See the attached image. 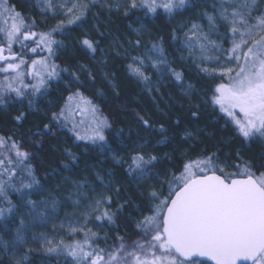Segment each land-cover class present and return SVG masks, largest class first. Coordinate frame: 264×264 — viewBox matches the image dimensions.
Wrapping results in <instances>:
<instances>
[{
	"label": "snow or ice",
	"instance_id": "obj_1",
	"mask_svg": "<svg viewBox=\"0 0 264 264\" xmlns=\"http://www.w3.org/2000/svg\"><path fill=\"white\" fill-rule=\"evenodd\" d=\"M42 12L61 15L55 27L48 32L32 31L35 24L26 23L25 18L8 4L0 0V108L7 109L15 103L35 109V97L47 94L50 81L63 79L61 68L52 57L56 49L63 47L54 38V33L62 32L72 25L85 21L93 7L112 11H122L124 16L140 12L138 27L131 33L137 39L129 40L132 51L144 47L145 32L150 31L148 22L161 15L174 18L193 9L200 8L195 18H189L170 33L171 42L178 44L181 55L179 63L191 62L192 67L215 80L211 94L203 101L211 105L219 119L224 121V130L232 127L233 136L243 140L248 146L260 142L264 144V3L262 0H204L203 4L192 0H42ZM9 20L11 23L9 24ZM98 35H105L99 32ZM182 34V35H181ZM215 37V38H214ZM33 41L35 47L28 43ZM80 46L95 58L100 41L84 33ZM150 47L141 55H125L129 62L125 69L130 78L142 85V91H160L165 76L181 88L185 97L194 85L184 87L183 71L172 66L164 45V38L149 42ZM20 51H14V45ZM55 45V48L53 47ZM228 45V47H225ZM42 47L47 57L31 60L27 71L23 66L24 50L35 53ZM117 55H120L117 52ZM100 63H106L101 58ZM80 72H72L69 91L64 103L50 115L45 113L47 123L37 127L28 138L29 144L41 147L48 137L64 130L76 142H86L111 153L115 167H123L127 183L113 182L115 173L100 172L73 180L72 192L64 198L68 203L63 207L72 208L63 218L58 215L60 198L33 200V195L44 194L47 181L37 175L31 163L35 153L24 148L12 136L0 135V233L11 232L8 239L0 234V253L7 255L5 264H33L32 254L39 245L46 257H54L56 264H264V156L257 163L245 159L236 151L226 154L221 160L216 152H201L195 156L183 152L179 157L171 152L156 149L170 142L169 129L163 123L156 126L147 112L134 113L138 126L149 135L138 137L136 141L122 139L124 129L117 133L120 141L113 150L106 132L112 123L105 116L92 97L81 89H89L96 82V75L86 65H78ZM157 77L153 81V75ZM84 75L86 78L81 79ZM26 77L30 81L26 82ZM105 79L114 80V74ZM115 90L116 84L112 83ZM91 91L102 97L103 93L91 87ZM199 109L200 104L190 105ZM161 115L163 110L158 108ZM30 113L21 112L13 117L21 125ZM191 118L198 119L199 112L192 111ZM34 122V121H33ZM176 126L181 121L176 120ZM159 136L160 139L153 138ZM193 138V133L185 130L183 139ZM220 150L217 149V152ZM63 156L70 163L61 161L46 176H61L62 170L71 171L79 157L69 148ZM97 167L99 165H96ZM65 181L68 177L64 178ZM42 181L44 183H42ZM128 184H135L140 202L121 193ZM59 185L56 186L59 190ZM10 193H15L14 202ZM115 205V209H113ZM132 208V213H125ZM124 217L135 225L137 239L129 243L117 232V243L109 248L99 247L98 241H107V233L101 236L94 228L119 227L117 221ZM66 237H58L55 221ZM52 224L53 233H37L34 225ZM127 227V225H125ZM31 232V236H29ZM79 237V238H77ZM71 258V259H68ZM39 264H52L41 259Z\"/></svg>",
	"mask_w": 264,
	"mask_h": 264
},
{
	"label": "trees",
	"instance_id": "obj_2",
	"mask_svg": "<svg viewBox=\"0 0 264 264\" xmlns=\"http://www.w3.org/2000/svg\"><path fill=\"white\" fill-rule=\"evenodd\" d=\"M192 2L202 4L204 0H192ZM8 4L15 7V10L25 18L26 23L33 24L34 22L35 27L32 28V31L48 32L59 22V18L42 14L32 3L26 0H8ZM199 11L201 9L196 8L183 15L178 14L174 18L161 15L159 18L151 20L147 24L150 31L145 32L143 35L142 43L144 47L137 51H132L128 45L129 40L137 39L131 33L129 26L131 25L132 28L139 26L137 18L143 15L140 12L132 13L126 17L122 11L114 10L109 13L107 9L98 6L93 7L84 22L53 34L54 38L63 45V47L56 49V56L51 58L61 68L68 69L67 73H62L63 79L50 81L47 94L34 98V110L28 109L27 100L23 104L10 105L7 109L0 108V135L12 136L19 143H22L26 150L35 153L31 163L35 166L37 175L47 181L46 183L42 181L44 192L61 197L62 194H66L69 184L73 180H79L83 176L94 175L97 172L106 176L108 170L115 173L112 178L114 183L117 185L127 183L123 167H115L110 158V151L102 153L97 146L86 144V142H76L74 144L70 134L64 130L57 131L54 137H48L41 147H34L29 144L28 138L32 136L36 128L42 127L44 123L48 122L45 113L47 112V115H50L51 111L58 110L64 103V97L69 94V91H75V87H70L67 82L70 80L72 72H80L78 67L80 64L91 68L96 75L95 84L90 86L89 89H81V91L93 98L101 112L112 123V128L106 132V136L113 150L118 149L120 141L117 139L116 133L120 129H124V137L122 138L124 140H128L130 137L131 141H136L138 137L149 135L148 132L138 126L135 119L134 113L140 111L142 113L147 112L156 126L163 123L169 129L170 142L165 146L158 147L157 151L171 152L173 149H179V151L172 153L174 157H179L181 153L186 151L191 152L193 156L201 152H216L220 159L224 160L227 158L226 154L232 153L234 158L236 151L240 150V155L245 159L250 158L252 163L259 162L260 158L264 156V144L256 142L248 146L243 140L233 136L231 126L224 130L223 119H220V123H213L214 120L219 119V116L212 111L211 105L207 107L203 105V101L211 94V87L216 81L201 74L190 63H179V45L171 42L170 33L173 28L178 27L179 23H183L189 18H195V14ZM97 29L105 35H98ZM85 32L92 39L100 41L99 48L103 51H98L95 58L80 46L79 40ZM159 37L164 38L165 49L172 66L184 73V87L186 88L189 83L194 85L192 93L195 94L190 95V97H185L181 88H178L167 76L163 78L164 82L160 84V91L154 92L153 95L142 91V86L135 79L129 77L125 69V65L129 61L125 59V55L129 52L132 56L143 54L150 47L149 42H156ZM34 44L31 41L30 46L35 47ZM53 47L55 48V45ZM14 51H20V47L15 48ZM117 52L120 55H117ZM47 56V51L42 47H38L35 53L25 49L24 59L28 63L23 66V70H28L31 60ZM101 58L106 63L101 64ZM106 73L109 74V77L114 74L115 79H105ZM3 75H0V78ZM85 78L84 75L81 76L82 80ZM28 81H30V77H26V82ZM112 83L116 84L115 90L111 86ZM91 87L100 90L103 96L100 97L91 91ZM197 104L201 105L199 109L190 106ZM158 108L163 110L165 115L159 114ZM192 111L199 112L198 119L191 118L190 113ZM21 112L30 113V115L23 124L18 125L14 122L13 117ZM176 120L181 121L179 126L175 125ZM185 130L193 133L192 139H183ZM158 139L160 137L155 136L152 142L154 143ZM66 148L75 153L79 157V161L74 163L71 171L62 170L63 174L61 176H46L45 174H51L54 168H59L61 161L70 163L63 156V150ZM217 149L220 151L217 152ZM118 150L124 151L122 148ZM65 177H68L67 181H65ZM57 185L60 186L59 190L56 188ZM136 188L135 184H128L121 196H131L136 203H139L140 196ZM10 195L15 202L17 195L15 193H10ZM113 209H115V205H113ZM128 212L132 213L133 218H139L132 208L125 210V213ZM117 225L118 228L108 226L103 230L100 228L93 229L101 236L107 233V241L105 242L104 239L98 241L99 247L109 248L116 244L117 232L129 243L138 238L135 234V225L131 224L129 220L121 217L117 221ZM0 234L4 235L5 239L11 236V232ZM41 259L51 260L52 264H56L54 257H46L42 252L32 254L33 264H39ZM7 260L8 257L2 256L0 264H5ZM61 264H63V260H61Z\"/></svg>",
	"mask_w": 264,
	"mask_h": 264
},
{
	"label": "rangeland",
	"instance_id": "obj_3",
	"mask_svg": "<svg viewBox=\"0 0 264 264\" xmlns=\"http://www.w3.org/2000/svg\"><path fill=\"white\" fill-rule=\"evenodd\" d=\"M26 1L32 3V4L35 6V8H36L39 12H41L42 14H45L44 12L41 11V9L44 8V5H43V3H42V0H26ZM100 2L102 3L103 0H100ZM121 2H122V0H121ZM208 3L210 4V3H211V0H208ZM262 3H264V0H262ZM202 4H203V3H202ZM102 9H104V8H102ZM47 15L50 16V17H57V18H59V21L62 20V19H64V17L61 16V15L53 16L51 12H48ZM10 23H11V21L9 20V24H10ZM2 35H3V34H0V36H2ZM181 35H182V34H181ZM214 38H215V37H214ZM32 43L34 44L33 41H32ZM29 44H31V41H30ZM34 45H35V44H34ZM18 47H20L18 44H17V45H14V46H13V50H15V48H18ZM225 47H228V45H225ZM140 55H141V54H140ZM179 55H180V56H181V55L187 56V52H180V51H179ZM187 63H190V64H191L190 61L187 62ZM200 73H201V72H200ZM201 74H203V73H201ZM0 75H3V73H0ZM152 75H153V81L156 82L157 77L155 76V74H152ZM204 75H205V74H204ZM141 86H142V85H141ZM142 87H143V86H142ZM154 92H155V91H154ZM154 92H152L151 95H153ZM191 92H192V89H191ZM182 93H183V91H182ZM149 94H150V93H149ZM183 95H184V93H183ZM184 96H185V95H184ZM71 184H72V183L69 184V189H68V191L66 192V194H62V196L59 197V198H60V203H61L62 207L60 208V210H59V212H58V215L61 217V219L63 218V215H64L65 212H69V213L72 212V208H70V207H63L64 204L68 203V201L65 200L64 198L68 195V193H70V192L73 191V189H72V187H71ZM48 196H49V194H47L46 192H44L43 195H33L31 198H32L33 200H37V201H38V200H41V199L48 198ZM56 197H57V196H56ZM60 222H61L60 220H56V221H55V224H56V226H57V227H56V234H57L58 237H61V236L66 237V233L63 232V231H61L60 228H59ZM34 227L36 228L37 233H39V232H41V231H46V232L49 233V234H52V233H53V227H52V224H48V225H46V226H40L39 224H37V225H34ZM11 234H12V233H11ZM29 236H31V232H29ZM8 238H9V237H8ZM33 247L36 248V251H35L34 253L40 252V250H39V245H38V244H34ZM2 256H6V257H7V255H4L3 253H0V258H1Z\"/></svg>",
	"mask_w": 264,
	"mask_h": 264
}]
</instances>
